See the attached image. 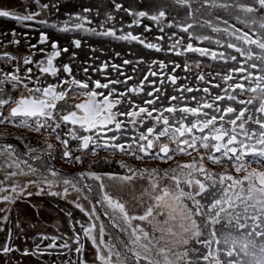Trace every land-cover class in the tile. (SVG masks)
<instances>
[{"label": "snow or ice", "instance_id": "snow-or-ice-1", "mask_svg": "<svg viewBox=\"0 0 264 264\" xmlns=\"http://www.w3.org/2000/svg\"><path fill=\"white\" fill-rule=\"evenodd\" d=\"M174 2L187 9L185 20L170 19L164 5L158 10L134 9L112 0L113 10L105 13L98 27H92L91 7L66 12V19L51 24L40 17L53 9L59 14V2L21 0L23 12L0 9V18L24 27L42 25L64 33L135 41L158 53L165 51L167 37V51L185 57V73L192 64L200 67L197 56L234 65L226 73L216 74L223 80V85H212L219 94L213 96L209 87L181 86L175 88L179 96H168L164 82L176 86L178 63L171 62L173 74L169 75L168 64L152 60L143 79L131 87L128 82L135 77L126 75L115 63L111 68L118 78L105 75L106 82L93 78V72L105 74L108 62L99 68L91 64L83 67V78H79L73 71L76 53L71 52L69 62L57 66V58L71 50L50 42L44 31H40L38 44H29L28 55L8 51L21 43L13 29L0 53V141H4L0 143V203L4 205L0 208V232L7 233L0 257L4 264H21L13 261L15 253L36 257L40 264H45L41 258L53 254L59 264H90L89 242L94 249L91 264H264V0H204L201 8L211 10V14L232 16L215 15V22L198 21L200 9L193 8V0ZM121 12L131 22L125 26L121 19L122 26L117 29L116 13ZM100 14V9H95L97 18ZM109 24L112 26L107 27ZM153 25L159 33L156 43L133 32L143 27L145 33H151ZM198 28L207 29V34L196 31ZM49 43L50 51L45 47ZM72 45L79 49L81 39H73ZM37 53L42 54L41 59H36ZM134 63L145 61L123 60V65ZM149 77H159V84ZM196 80L210 83L203 74ZM121 84L123 91L118 87ZM146 86L151 90L145 93ZM200 91L203 95L198 99L194 93ZM185 93L191 94L190 100ZM141 95L147 97L142 105L134 99ZM178 100L179 106L173 103ZM192 103L195 106H190ZM9 126L37 134L44 146L25 143V151H18L7 142ZM15 139L24 141L22 135ZM57 159L79 171L58 169L54 164ZM101 159L106 164L116 163L124 174L96 171L94 165ZM137 179H147L148 187L130 203L117 193ZM33 196L62 200L86 221L76 219L72 210L60 208L71 235L38 232L32 238V248L20 249L13 245L11 215L15 210V227L27 244L16 205L31 204L39 221L43 209L39 203H31ZM145 196L149 200L146 207ZM220 225L234 231L219 233ZM31 226L35 229L37 225ZM111 229H118L126 239H113Z\"/></svg>", "mask_w": 264, "mask_h": 264}, {"label": "rangeland", "instance_id": "rangeland-1", "mask_svg": "<svg viewBox=\"0 0 264 264\" xmlns=\"http://www.w3.org/2000/svg\"><path fill=\"white\" fill-rule=\"evenodd\" d=\"M43 3H55V2H59L61 4V8H60V12L59 14H57L55 12V10L53 9L51 14H46L45 16L40 17L41 19L43 18H47L49 20V23H54V22H61L64 19H66L65 17V13L66 12H78L81 11L82 7H91L93 8V13L92 18H93V25L92 27H98L99 25V21L103 20L105 18V13L108 11H112V0H42ZM117 2L123 3L125 6L127 7H131V8H146L148 10H158L159 6L164 5L166 10L169 13V18H173L175 17L178 20H185L186 16H187V9L186 8H182L179 7L175 4L174 0H117ZM204 0H193V8L195 9H200L197 13H196V18L197 20H202V19H212L215 22V15H221L224 16L225 18L228 19H232V16H230L227 13L224 12H217L215 14H211V10L208 9H203L201 8V5L203 4ZM242 2H251V0H242ZM10 9V10H19L21 12H23V7L21 5V0H0V9ZM99 8L100 9V17L97 18L95 15V9ZM5 20H9V18H3ZM121 19L123 20V24L126 26L128 23L131 22V18L128 17L126 14L124 13H116V23H115V27L118 29L119 26L121 27ZM11 20V19H10ZM0 21H2V19L0 18ZM13 22V24L18 27V29L20 30V33L17 29V33L20 35V37L24 38L25 40V34L27 35V40L25 42H22L21 44H24V51H22L20 48V45L17 47H14L12 50V53L18 56H21L23 53L26 52V54H29V44H37V38L40 35V31H44L47 33V35L49 36L50 42L51 41H56L59 43L61 48L64 47H68L71 51L68 55H62V58L65 59V63L69 62V57L71 55V52H75L76 53V60L73 61V68L75 65H78L77 69H74L75 72L79 73V78H83V72H82V63H80V59L79 56L81 54V48L76 49L73 47L72 45V40L75 38H80V36H89V37H93V38H102V39H107L110 40L111 42H120V43H124L127 42L132 44V48H129V56L126 57L129 60L132 61H137L140 59H143L145 61V63L136 65L135 63L133 64L134 68H136L137 70L134 72L133 68H129V72L132 76H134L135 78L137 77H141L143 75H145L148 72V64L151 63L152 60H163L166 64H168V69H166L167 74L171 75L173 74L171 72V68H172V63L171 62H175L181 65V67L179 69L176 70V72L174 73L178 79H177V84L174 87L173 85H170L167 83V80H165L164 82V87L167 90L168 95L172 96V95H177L179 96V93L175 90V88H179V87H192V88H197L199 87L200 89H202L203 87H209L212 95H216L219 94V89L212 87V85L214 84H221L223 85V80H222V76H218L216 75L217 73H221L224 74L228 71V67H233L234 65L229 64L228 66L223 65L222 63H218V62H213L211 60H208L207 58H200V57H195L196 59H199L201 61V65L199 68H197L194 64H192L191 66V70L188 73H185L183 70V65L185 63V57L184 56H176L174 53L167 51L168 48V44L169 41L167 40V37H165V40L163 41V46L165 48V51L162 52H156L154 50L151 49H146L143 45H138V43H136L135 41H121V40H116L113 39L112 37H103V36H98V35H93L91 33H64V32H60L57 29L54 28H50V27H46V26H42V25H33L32 27H24L21 24H18L17 22L11 20ZM145 23H149L147 21H145ZM3 25L4 28H6L7 23H0ZM112 25L109 24L107 25V27H111ZM153 31L151 33H145L143 30V27L140 28H135L133 29L134 34L140 35L143 34L142 38L146 39L149 42H153L156 43V37L159 35V33L155 30V26L153 25ZM125 31H128V29L125 27ZM196 31L200 32L201 34H207L208 30L207 29H196ZM119 33V31H118ZM18 35V37H19ZM28 42V43H27ZM207 44V42H205ZM130 44V45H131ZM137 46V47H134ZM3 48L2 44L0 43V50ZM99 48V47H98ZM51 50V49H50ZM83 52V51H82ZM104 52L97 54V56L94 58L93 63H95V65L98 64V67L100 65H102L104 62H108L109 67L111 69L110 74L111 77L115 79L116 77L113 76V72L114 70L111 68V65L113 63L124 67L125 65H123V63H120L118 61L113 62V57H107L105 58L103 55ZM100 55L102 56V58L100 57ZM189 56H193L194 54H187ZM104 57V58H103ZM42 58V54L37 53L36 55V59H41ZM125 58V59H126ZM123 59V60H125ZM68 60V61H67ZM128 67V65H126ZM94 68H96L95 66H93ZM157 70H158V66H157ZM93 76L96 78H100L102 80H104V78H101V74L99 75L97 72H93L92 73ZM199 74H203L206 78V80L210 81L209 84H205L203 82H198L196 80V76ZM151 80H156L157 85L159 84V77H150ZM105 81V80H104ZM138 85V83L136 84ZM129 86V84H128ZM145 92H147V86L145 87ZM197 98L199 99L203 93L202 91L200 92H196L194 93ZM185 96L189 97L190 100V95L188 93L184 94ZM144 95H141L140 97H142ZM140 97H136V101L139 102V98ZM146 97V96H145ZM175 104H177L178 106L180 105V101H175L173 102ZM190 106H195L194 103L190 104ZM0 130H3V126H0ZM9 131L11 132V135L8 137L7 142H10L14 145H16L18 151L23 152L25 151L24 148V144L27 143L32 147H43V141L39 138V136L37 134H29L26 132H20L17 131L15 129H12L9 126ZM16 135H22L24 138L23 143L19 140L15 139ZM4 141H0V143H3ZM104 155V153H101ZM92 157L89 156V160H91ZM117 159H120V157H117ZM182 160L184 158H181ZM55 166L58 169H62L68 172H72V171H79V169L76 170H72L69 169L67 165L63 164L62 161H60L59 159H57L56 161H54ZM140 165V163H138ZM167 165H164L162 167H166ZM255 166V165H253ZM209 167H212L211 165H209ZM94 169L96 171H110V172H114L117 174H124L123 170L119 169L118 165L116 163H111V164H106L103 160H100L96 165H94ZM216 170L218 171V168H216ZM220 171V170H219ZM0 179H3V173L0 172ZM106 183L111 184V182L106 181ZM148 187V181L147 179H137L133 182V185H129L127 187H125L123 189L122 192L117 193L122 195L125 199L129 200L130 203L133 202V198L134 197H139L141 192H143V190L145 188ZM111 190V189H110ZM210 198V196H209ZM144 201V205L145 207L147 206V204L149 203L148 197L145 196L143 198ZM31 203H39L43 209V214L42 217L39 221L36 220L35 215H34V210L31 208V204H29L28 202H18L16 205V208H18L20 210V220H21V226L24 228L25 232L27 233L28 236V241L27 244L24 241V237L22 235H20V229L15 227V222L17 220V214L16 211L14 210L12 212L11 215V224L10 226L12 227L13 230V245L16 247H19L20 249H23L25 247H29L32 248L33 245V241L32 238L34 236H36V234L38 232H43L46 233L48 235H60V234H68L71 235V228L69 226L68 223V219L67 217L64 216V214L62 212L59 211L60 208H65L68 210H72L73 211V215L76 219H83L86 221V218L83 217V214L80 213L78 210L72 209L71 205H67L64 201L62 200H56L54 198H50V197H35L33 196L31 198ZM4 207V205L2 203H0V208ZM90 207V206H89ZM99 207V206H97ZM139 211L143 212V208L139 209ZM101 219L104 220L105 222H107V218L101 216ZM36 223V228L33 229L32 228V224ZM3 226V225H0ZM110 227V226H109ZM145 227H147V225H145ZM57 228H59V232H57ZM77 229H79V226L77 225ZM116 231H119L118 229H115ZM217 230L219 233H225V232H229V231H234L233 229H229L224 225H220L217 226ZM116 231H114V229H111L110 231V235L112 237L113 232L116 235H120L119 233H117ZM149 231H151V229L149 228ZM122 234V233H121ZM123 235V234H122ZM17 236H19L20 238L17 239ZM108 237H106L107 239ZM7 239V233L6 232H0V246H2L5 241ZM37 243H39L40 241H36ZM48 241H44V244H47ZM64 257H62L63 259ZM73 258H75V256L73 255ZM87 258L91 264V261L94 258V249L91 248L90 242H89V246H88V251H87ZM45 264H59V261L56 257L55 254H53L52 256H44L43 258H41ZM16 260H20L21 264H40V261L36 258V257H21L19 255V253H15L13 254V261L15 262ZM0 264H4V258L0 257Z\"/></svg>", "mask_w": 264, "mask_h": 264}, {"label": "trees", "instance_id": "trees-1", "mask_svg": "<svg viewBox=\"0 0 264 264\" xmlns=\"http://www.w3.org/2000/svg\"><path fill=\"white\" fill-rule=\"evenodd\" d=\"M120 28L121 27L119 26L118 29H120ZM119 34L120 33H118V35ZM81 41H82V43L85 41L86 44H84V46L88 47L90 53L93 54V58L91 59L92 64H94L93 60L97 56V54H100L102 52H104L103 55H104L105 58L113 57V59H112L113 62L118 61L120 63H123V59H125L126 57L129 56V48H132V44L131 43H128V45H127V42H124V43L116 42L115 43V42H111L110 40L102 39V38H93V37H91L90 39H84V40H81ZM137 46H139V45H137ZM137 46H134V47H137ZM93 49L95 50V52H93ZM116 53H120V56L117 57L115 55ZM100 57L102 58L101 55H100ZM126 59H128V58H126ZM119 65H121V64H119ZM94 66L96 68H99L98 64L97 65L94 64ZM133 66H134L133 64L132 65H128V67L125 65L124 68L123 67L121 68V70H123L126 74H129L130 73L129 72V68H134ZM110 71H111V69H110V67H108V69L106 70L105 73H109L110 74ZM101 75H102L101 78H104V76L106 74H101ZM113 76L118 78L116 71L113 72ZM119 78L123 79V77H119ZM100 80H102V79H100ZM140 80H141L140 77H137V78L133 79L132 81H129L128 83H133L134 85H136L137 83L139 84ZM149 80L151 81L150 77H149ZM167 83L170 84L169 81H167ZM118 87L121 88V89L125 88V86L123 84L119 85ZM149 90H151V87L147 86V91H149ZM167 95H168V93H167ZM144 96H146V95H144ZM168 96H170V95H168ZM242 98H245V97H242ZM136 103H138V102L136 101ZM164 104H165V106H167L168 105V101L165 100ZM236 107H239V106L237 105ZM114 231H116V230L114 229ZM116 232L119 233L120 235H116L113 232V234H112V238L113 239H115L117 236H119L121 239H126V237L124 235H122L119 231H116Z\"/></svg>", "mask_w": 264, "mask_h": 264}, {"label": "flooded vegetation", "instance_id": "flooded-vegetation-1", "mask_svg": "<svg viewBox=\"0 0 264 264\" xmlns=\"http://www.w3.org/2000/svg\"><path fill=\"white\" fill-rule=\"evenodd\" d=\"M2 19V21H0V23H7V27L6 28H4L3 27V25L2 24H0V41H3V43H1L2 44V46H3V48L0 50V53H3V51L5 50L4 49V44H7V42H8V40L11 38V36H10V33H11V31L13 30V29H15V31L16 32H18L19 31V33H20V30L18 29V27H16L14 24H13V22L9 19V20H5V19H3V18H1ZM17 29H18V31H17ZM9 33V36H3L2 34L3 33ZM19 35V34H18ZM40 36V35H39ZM20 40H21V43L22 42H25L26 40H24V38H22V37H20V35H19V37H18ZM79 39H81V40H84V39H90L89 37H86V36H80V38ZM38 41H39V37L37 38V44H38ZM87 42V41H86ZM20 43V44H21ZM28 43V42H27ZM88 43V42H87ZM84 44H86L85 43V41L82 43V45H81V54H80V56H79V58L78 59H80V63H82V68L83 67H86V66H88L89 64H91V65H93L94 66V64H92V61H91V59L93 58V54L92 53H90V51H89V49H88V47H86V46H84ZM24 44H21L20 45V48L19 49H21L22 51H24L25 49H24ZM14 47H17V46H10L9 48H8V51H10V52H12V50H13V48ZM46 48H47V50L48 51H50V43H49V45H47V46H45ZM83 51V52H82ZM25 55H28V54H26V52L25 53H23L22 55H21V57H23V56H25ZM68 61V60H67ZM55 63L57 64V66H61L62 67V65L65 63V59H63L62 58V56L61 57H59V58H57V60L55 61ZM0 67H3V64L2 63H0ZM77 67H78V65H75L74 66V68H73V71L75 72V70L74 69H77ZM22 71H23V69H22ZM34 71H35V68H34ZM83 74V73H82ZM93 75V74H92ZM109 77V76H108ZM93 78L94 79H98L97 77L95 78L94 76H93ZM102 82H106V81H104V80H101ZM121 91H123L124 89H121V88H119ZM9 91H11L10 89H9ZM242 98V97H241ZM135 100H136V97L134 98ZM144 99H147V97H145V96H142V97H140L139 98V102H138V104H143V100ZM125 107H127V105H125ZM238 108V107H237ZM123 110V109H122ZM102 156H103V154H102ZM181 158H184V159H187V158H185V157H178L177 159H181ZM126 159V158H125ZM102 160V159H101ZM130 164H134V165H136V166H142V165H139L138 163L139 162H137V161H134V160H129L128 161ZM153 166H157V165H153ZM158 166H160V167H162L163 166V164H160V165H158ZM218 168V167H217ZM220 169L218 168V171H219Z\"/></svg>", "mask_w": 264, "mask_h": 264}]
</instances>
